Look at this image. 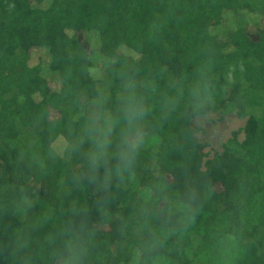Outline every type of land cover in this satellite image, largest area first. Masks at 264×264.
<instances>
[{"label": "trees", "instance_id": "16d2710c", "mask_svg": "<svg viewBox=\"0 0 264 264\" xmlns=\"http://www.w3.org/2000/svg\"><path fill=\"white\" fill-rule=\"evenodd\" d=\"M202 66L208 106L163 111L173 82ZM122 69L156 85L145 146L123 180L76 184L79 158L50 154L75 140L80 113L97 90H116ZM211 113L245 120L213 154L196 124ZM189 190L194 219L152 264H215L225 235L233 264H264V0H0V264H62L69 220L94 230L86 264H137L125 221ZM23 196L26 213L12 204Z\"/></svg>", "mask_w": 264, "mask_h": 264}, {"label": "clouds", "instance_id": "9594fccd", "mask_svg": "<svg viewBox=\"0 0 264 264\" xmlns=\"http://www.w3.org/2000/svg\"><path fill=\"white\" fill-rule=\"evenodd\" d=\"M209 71L208 67L202 66L190 81L173 82L170 92L160 98L162 110H173L181 101L193 112L207 107L211 102ZM118 78L115 91L97 90L80 113L79 135L75 140L50 154L51 158L63 157L65 153L79 158L78 166L72 171L76 184L84 180H100V186L106 189L113 177L123 180L132 173L145 146L147 133L143 128L154 107L155 82L150 78L137 80L135 73L126 69L119 71ZM196 199V192L189 190L183 197H164L162 208L155 202L145 201L138 209L135 221L130 225L125 221L124 228L140 239L137 264H152V253L167 237L191 223L197 210L194 206ZM32 203L27 196L12 201L17 212L25 213ZM57 235L63 248L60 254L62 264H86L84 258L94 242V230L83 222L69 220ZM237 254L232 237L218 238L215 264H233Z\"/></svg>", "mask_w": 264, "mask_h": 264}, {"label": "rangeland", "instance_id": "374dc122", "mask_svg": "<svg viewBox=\"0 0 264 264\" xmlns=\"http://www.w3.org/2000/svg\"><path fill=\"white\" fill-rule=\"evenodd\" d=\"M49 79L53 87H58L59 83L55 76L50 75ZM196 124L203 130L198 135L199 139L208 145L206 151L213 154L221 150L222 143L231 136L233 131L244 126L245 120L238 118L235 114L221 117L217 113H211L198 118Z\"/></svg>", "mask_w": 264, "mask_h": 264}]
</instances>
